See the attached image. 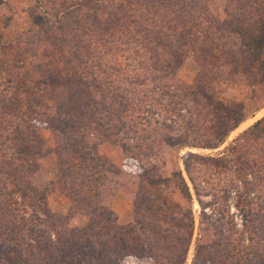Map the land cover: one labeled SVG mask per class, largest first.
<instances>
[{
  "label": "rangeland",
  "instance_id": "rangeland-1",
  "mask_svg": "<svg viewBox=\"0 0 264 264\" xmlns=\"http://www.w3.org/2000/svg\"><path fill=\"white\" fill-rule=\"evenodd\" d=\"M62 1L68 0L51 3L58 8L63 7ZM230 2L207 0L212 20L209 24L201 21L199 43L185 53L183 62L171 76L166 67L167 54L150 41L142 40L141 33L131 27L129 33L112 30L113 35L91 44L90 30L85 31L86 36L81 30L73 29L72 24V30L66 31L63 37L47 29L50 25L51 29L56 27L53 20L41 29L34 26L31 15L43 14L44 10L36 9L32 0H4L0 6V264H26L27 259H31L28 252L37 253L29 237L32 229H43V234L53 239V233L43 221L22 225V220L29 223L30 217L38 215H32V209L17 194L9 195L14 189V178L11 181L6 174L9 168L2 160L10 157L12 163H19L17 158H11L14 152L9 149L14 133L11 126L16 124L34 128L42 142L43 156L31 160L37 167L31 183L43 195L44 206L56 216L57 228L68 229L76 235L77 230L98 220L99 215L109 219L102 220L109 230H102V235L97 233L95 241L114 247L110 257L86 246L83 241L82 247L80 240L73 237L68 260L63 263L57 259L51 264H71L72 261L77 264H247L258 254L262 258L264 136L247 142L244 148L238 136L264 116V112L260 113L264 109V86L246 84L247 71L243 74V63L237 62L234 68L227 60L231 54L242 59L236 38L223 26L227 18L225 11L232 12ZM115 7L116 1L105 5L107 11L114 12ZM130 10L135 19L146 15L142 10L135 12L136 8ZM163 29L170 33L166 22ZM220 34L223 36L217 40L218 48H209ZM72 38L71 49L65 41L61 42ZM24 39L37 40V43L27 49L22 43ZM90 44L92 50L86 48L87 53L83 52L82 46ZM227 50L233 53H226ZM201 54L206 61L200 60ZM66 79L70 87L62 85ZM248 80H258L257 74L249 76ZM50 83L57 84L52 87ZM79 88L85 90L81 92L85 103L89 104L90 93L99 100L102 91L108 105L116 110L120 107L111 101L123 97L127 102L123 121L134 129L126 137L120 133L114 138L117 141L123 137L125 151L116 141H101L102 126L94 121L97 118L87 121L83 116L77 118L74 128L82 134L73 138L83 137L81 140L89 147L93 145L96 156L111 170L94 174L91 177L95 182L86 185L78 180L79 175L82 179L85 175L76 174L79 162L74 150L59 144L64 139L47 128L41 108L36 114L28 112L26 107V102L33 105L32 101H38L41 105L52 104L50 109H53L60 102H69L67 97L71 91ZM199 90L227 104L246 105L242 125L215 148L198 146V143L206 145L213 141L215 125L214 108L208 106L198 94ZM14 92L23 93L19 96L23 102L19 110L9 111L6 105L3 110ZM109 92L112 97L108 96ZM182 115L189 124L186 134L178 127ZM169 117L177 122L173 133L169 131ZM168 137L176 144L184 140V146L166 145ZM206 139L208 141H204ZM231 146L237 147L236 156L246 160L252 169V172L245 171V187L238 179L236 162L226 164V169L213 166L215 161L224 164L234 159L235 154L228 150ZM187 154L191 156L185 164ZM69 166L75 168L70 170L73 175L66 172ZM146 170L151 171L153 180H160L159 184L151 186L143 178L142 172ZM178 172L186 183L188 195L180 191ZM164 179H168L169 185L162 182ZM250 189V194H244ZM140 196H144L142 200ZM6 200L18 203L12 207L17 209L12 210V218L19 225L10 220L12 225H17L15 232H11L13 227L5 218V214L11 216ZM146 204L150 205L151 212L146 210Z\"/></svg>",
  "mask_w": 264,
  "mask_h": 264
},
{
  "label": "trees",
  "instance_id": "trees-1",
  "mask_svg": "<svg viewBox=\"0 0 264 264\" xmlns=\"http://www.w3.org/2000/svg\"><path fill=\"white\" fill-rule=\"evenodd\" d=\"M32 1L34 2L36 9L44 10L43 14L35 12L31 15L32 24L41 29L43 26L46 27L49 25L51 20H53L57 23L56 27L51 29L52 25H50L47 29L50 31L52 30L53 32L55 30V32H58L61 36L64 35L66 31L72 30V26L70 25L72 24L73 29L77 28L81 30L82 33L84 32L83 35L87 36L85 31L90 30L89 33L91 34L89 35L92 38L91 44H96L93 43L94 40L103 41L106 37L113 35L112 30H125L126 33H129V28H133V30L141 33L140 35L143 36L142 40H146L148 42L150 41L167 54L169 60L166 63V67L169 69L171 76L174 74L173 70L183 62L185 53L189 50H193L199 43L197 39L199 38V35L202 34V30L200 29L201 21L203 20L209 24L212 20L208 14L207 0H68L62 1L64 2L63 7L58 8L52 5L51 2L53 0ZM114 1H116L117 5V7H115L116 11H107V8L105 9L106 3ZM2 4H4V0H0V6ZM230 5L232 7V12H228L227 10L225 11L227 18L223 20V22L225 21V25L223 26L226 27V29L236 38V43L242 52V59L235 54H231L227 56V60L234 68H236L237 62L243 63L245 66L243 74H246L247 71L248 75V77L247 75L245 76L246 84L249 86H254L255 84L264 86V0H231ZM133 8H136L135 12L140 10L145 11L146 15H141L139 18L135 19V17L130 13V9ZM150 10L154 11L148 12ZM234 13H237V16L234 15ZM147 15H150V17ZM69 20L71 23H69ZM165 22L170 33H167L166 30L163 29ZM48 30H45L44 32L46 33ZM203 36L205 38H209L208 35L203 34ZM222 36V34L218 35L209 48L215 47L217 49L219 46L217 40H220ZM32 40L24 39L22 43L27 46V49H29L33 44L37 43V40ZM64 41L68 48L71 49L74 46L73 38L71 40H62L61 42ZM91 44L87 47L82 46L83 52L87 53L86 48L91 51ZM229 51L231 50H227L226 53H233V51ZM88 54L90 55L91 52H88ZM211 57L213 58L214 55H211ZM200 60L206 61L205 58L202 57V54ZM253 74H257L258 80L249 82L248 78ZM198 78H200V76H198ZM197 82L198 80L196 83ZM50 84L53 87L57 83ZM62 85L70 87L69 80L66 79V82L62 83ZM199 91L200 92L198 94L203 97L208 106H213L214 108L213 121L215 125L213 129V141L209 143L206 139L204 140L208 141L206 142V145L198 143V146L215 148L222 144L228 134L235 130L244 121L246 117V105L244 103L227 104L220 100L213 99V97L205 94L202 90ZM81 92L85 93V90H82V88H79L78 91L72 90L67 97L68 100L70 99L69 102H64L63 104L60 102V105H55L58 107L53 109H50L52 108V104L41 105L38 101L34 102L32 100L33 105L26 102V107L28 112L30 111L36 114L38 113V109L41 108L40 113L45 116L47 128L53 133L61 134L62 139H64L59 144L68 145L70 149L74 150V157L79 162L76 174L81 173L85 175L84 179H82L79 175L78 180H80L81 184L83 183L86 185L91 181L92 183L95 182L91 177L94 174L111 172V170L105 166L106 164L103 160L96 156L93 145L89 147V145L85 143V140H81L83 137H80V139L73 138L74 136L79 137V135L82 134L80 131H75L74 128L77 118L79 116H83L82 118L85 117V121L88 119L93 120L94 117L97 118L94 121L102 126L100 135L102 142H114L116 141L114 138L117 137L118 134L121 133L124 137H126L134 129L132 125L129 124L128 126L125 121H123L124 118H122V116L124 115L123 113L126 109L125 105L127 104L126 101H123V97H117L116 100L113 99L111 101L117 103L116 107H120L116 110L108 105L105 93L102 91H100L102 96L99 100H97L98 98L96 99L93 97L90 93L89 104L84 102V94H81ZM21 94L23 93L14 92L8 103L4 104L3 110L5 109V105L9 111H12L13 109L19 110L20 104L22 105L23 103L21 101V97H19ZM112 95L113 94L111 92L108 93L109 97H112ZM48 100L51 101V99ZM42 106L44 107L43 109ZM8 114L12 115L11 113ZM169 122V131L173 133L176 129L175 123L177 122L172 117H169ZM180 126L183 130H185L183 134H186L189 124L186 122L184 116L181 120H179L178 127ZM11 127L13 128L14 133L12 137L13 142L10 144L9 149L11 148L14 152V156H11V158H17L19 163H12L9 160L10 157L6 160H2L4 166L9 168V171L6 172V174L9 176L11 181L12 178H14L12 183L14 189L13 192H9V195L12 196V194H17L18 197L23 199L21 201L27 202V206L32 209V215L33 213L38 215L30 217L28 219L29 223L22 220V225L30 226L29 224L31 221H43L47 224V228H49L53 233V239H49L43 234L45 233L43 229L39 231L35 229L30 230L29 237L34 242V251H37V253L28 252V256L31 259H27L26 264H51L53 260L57 259L65 263L68 260V253L72 247L73 237H76V240H80L82 247L83 241L86 246H89L96 251L99 250L98 252L103 256L110 257L111 251L114 247L111 246V249L109 244L95 241L97 233L102 235L104 233H101L102 230H109V226L102 221L103 219L109 221V219L104 218L102 215L98 216V220H93V222L91 221L87 226L77 230L76 235L74 233H70L68 229L65 231V228H63V230H59L57 228L58 226L56 225V221H54L56 216L51 214L44 206L45 199L43 198V195L31 183L33 175L37 172V167L31 160L43 156V153L41 152L42 142L36 131H34V128L28 125L16 124ZM97 133L99 132L97 131ZM263 136L264 116L239 135L238 140L239 142H242L240 146L244 148L248 144L247 142H255L260 140ZM123 140L124 139L122 137L116 142L120 144L119 147H121V149L127 151V146H123V143L121 142ZM165 142L166 145L171 147H175L177 145L178 148L184 146L185 143L184 140H180L181 144L179 142L176 144L174 143L172 137L165 138ZM236 148L237 147L231 146L228 149L231 153L235 154L234 159L228 160L224 164L215 161L216 164L213 166L215 168L226 169L224 168L226 167V164L229 165L230 163L236 162L235 165L239 167L237 169L239 176L238 179L240 182H243L245 187V171L250 169V172H252V169L248 166V164H246V160H242L239 156H236ZM189 156L191 155L187 154L185 156V164L188 161ZM132 157L136 159L135 156ZM136 160L138 161V159ZM71 169L75 168L73 166H69L66 169V172L73 175V172L70 171ZM92 170H94L95 173H92ZM66 172L62 171V174H66ZM142 175L151 186L159 184V179V181H156L150 177L151 171H143ZM176 175L178 177L177 181H180L179 187L181 193L188 195L187 187L185 185L186 183L181 178L180 172ZM162 182L168 184V179H164ZM28 193L30 195H27ZM250 193L251 189L246 191L244 194L248 195ZM143 197L140 196L139 199L142 200ZM1 204L2 201L0 199V208ZM5 204L8 208V212L10 211L11 216L10 214H5L4 212H6V210L3 208V214L6 216L4 217L9 220V223L11 220L19 225V222H16V219L12 218V210H17L12 209V207L18 203L16 201L6 200ZM149 206L150 205L146 204L145 208L151 212V208H149ZM140 211L143 212L144 208L140 209ZM39 215H41L45 220L41 219ZM15 223L14 225L10 223L13 227L11 232H15L14 229L17 227ZM190 237L191 232L188 233V239ZM257 239H255V241ZM259 242L260 240H258V244ZM188 243L189 241H186V245H188ZM154 245H156V243H154ZM262 245V258L258 253H254L258 254L257 257H255L252 262L248 260L247 264H264V244ZM157 246L159 245L157 244ZM71 264L77 263L72 261Z\"/></svg>",
  "mask_w": 264,
  "mask_h": 264
},
{
  "label": "bare ground",
  "instance_id": "bare-ground-1",
  "mask_svg": "<svg viewBox=\"0 0 264 264\" xmlns=\"http://www.w3.org/2000/svg\"><path fill=\"white\" fill-rule=\"evenodd\" d=\"M262 112H264V109L260 112V113H262ZM258 116V115H257ZM250 121V120H249ZM246 122H248L247 120H246ZM245 123V122H244ZM242 125V124H241ZM244 125V124H243ZM247 126V125H246Z\"/></svg>",
  "mask_w": 264,
  "mask_h": 264
}]
</instances>
